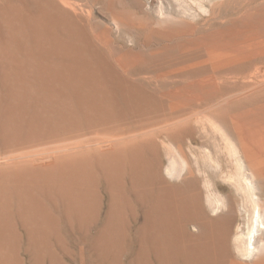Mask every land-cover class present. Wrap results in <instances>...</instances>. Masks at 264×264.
I'll list each match as a JSON object with an SVG mask.
<instances>
[{
  "label": "rangeland",
  "instance_id": "374dc122",
  "mask_svg": "<svg viewBox=\"0 0 264 264\" xmlns=\"http://www.w3.org/2000/svg\"><path fill=\"white\" fill-rule=\"evenodd\" d=\"M39 11L46 14L47 29H38L39 26L35 29ZM49 30H52L50 37L45 34ZM54 36L82 50L84 62L92 67L97 80L108 85V92L100 94L98 91L100 95L94 92L92 96H96L92 97L86 91L84 95L92 99L94 106L104 104L106 112L82 110L76 102L75 96L79 95L70 87L60 86L56 78H51L52 90L42 86L40 64H46L55 73H63L57 57L42 59L33 55L35 49L52 47ZM12 59L18 60L25 72L23 134L32 122L40 134L25 139L21 151L65 150L101 140L118 130L159 132L170 119L172 122L175 117H185L197 108L239 91L247 93L251 86L262 83L264 0H0V78L6 74L11 80L14 76L8 66ZM125 87L134 89L139 95L138 103L145 97L148 102H141L143 109L139 104V111L137 105L125 98ZM247 94L238 101L229 102L228 113L241 121L246 141L257 140L264 145V87ZM108 120L110 125H105ZM173 123L167 128L169 135L162 133L158 140L169 143V137L175 139L179 134L181 140L175 141L186 155L191 154L188 158L192 166L197 165L193 172L201 180L210 175L220 193L231 190L230 183L219 177L220 172L206 162V155L211 154L212 161L220 163L223 174L234 173L235 164L229 159L220 134L224 126L219 122L211 124L203 118ZM176 148L170 152H175L173 155L161 153L163 165L171 157L178 160L180 149ZM255 160L259 164H252L251 168L258 173L257 167L264 164V155ZM99 181L100 190L103 181ZM92 197L87 196L84 210L89 209ZM15 200L11 202L10 220L21 239L14 241L12 234H8L5 241L0 242L3 264H17V259H22L23 264H101L98 256L103 248L106 256H111L106 264H137L133 258L138 256L140 242L134 236L135 224L127 213L121 215V222L112 228L110 240L103 246L95 239L102 216L84 223V229L79 230L74 223L71 230L62 215L64 202L60 199L56 203L48 201L47 210L59 218L61 237L33 242L28 247V233L15 212L19 208ZM106 203H103L102 213L107 208ZM5 209V203H1L0 214ZM125 209L128 212L127 206ZM122 225L124 232L120 230ZM70 231L77 234L78 240L69 236ZM152 242L149 237L146 246L143 245L146 249L140 256H146V260L143 259L142 264H159ZM258 259L252 264H264V251ZM175 264L184 262L179 260Z\"/></svg>",
  "mask_w": 264,
  "mask_h": 264
},
{
  "label": "bare ground",
  "instance_id": "6f19581e",
  "mask_svg": "<svg viewBox=\"0 0 264 264\" xmlns=\"http://www.w3.org/2000/svg\"><path fill=\"white\" fill-rule=\"evenodd\" d=\"M38 14L35 29L36 26L41 30L47 29L46 14L40 11ZM50 31L52 30L45 32L49 37L52 35ZM63 40L54 36L52 47L35 49L33 52V55L42 59L57 57L61 62L63 73H55L46 64H40L42 86L52 90L51 78H56L60 86L70 87L79 95L75 97L82 110L85 108L98 113L106 112L104 104L94 106L92 99L84 95L87 92L91 96L94 92H108V85L97 80L92 67L84 62L83 51L65 44ZM15 60L12 59L8 65L14 75L12 79L6 74L0 78V204L5 203L6 207L3 214H0V242L5 241L8 234H12L14 241L21 239V235L14 231L15 224L10 220L13 212L11 202L14 198L19 205L15 212L21 226L28 233V247L33 242L41 243L49 238L61 237L58 230L59 218L46 208L48 201L56 203L60 199L64 202L62 215L70 229L74 223L79 230L84 229V223L96 221L102 216V225L95 239L96 243L103 246L110 240L112 228L121 222V215H130L135 224L134 236L140 242L138 256L133 258L137 264H142V260L146 258L140 255L146 249L145 242L149 237L153 239L151 246L158 255L156 258L159 264H175L179 260L184 264H252L258 259L264 251V164L256 166L259 168L258 173L251 165L256 164V157L264 155V145L257 140L246 141L243 125L232 114L229 115L228 105L232 100L238 101L247 96L248 92L253 93L263 88L264 80L251 86L247 93L239 91L206 107L197 108L191 114H185V117H175L172 122L170 119L159 132L141 129L118 130L115 133L116 127L112 131L115 134L65 150L21 151V144L25 139L39 137L40 134L33 122L23 134L22 119L26 106L22 83L25 72L18 60ZM126 87L123 91L125 98L134 106L138 107L140 104L141 107L145 97L138 103L139 95L134 93V89ZM94 96L96 94L92 97ZM199 118L206 119L211 124L219 122L224 126L220 134L225 142L227 155L235 164L234 173L223 174L220 163L212 161L211 154L206 155V162L209 161L207 164L220 172L219 177L230 183L231 190L226 193L217 191L210 175L201 180L193 172V167L197 165L192 166L193 163L188 158L191 154L186 155L183 148L181 150V145L175 141L179 134L174 139L173 133H170L173 138L169 137V143L158 140L162 133L169 135L166 131L174 124L173 121L190 122ZM107 124L110 125L109 120L105 125ZM174 146L180 149L178 160L171 157L163 165L161 153L169 154L175 150ZM196 169L199 170L198 167ZM99 180L103 181L100 190ZM87 194L93 196V201L86 211L83 203L86 202ZM105 202L107 208L102 213ZM236 213H239L238 216ZM124 229L122 225L120 230ZM123 232L119 231V234L123 236ZM69 236L78 240L74 231H70ZM99 254L101 264H106L111 257L106 256L104 248ZM16 261L17 264H23L22 259ZM63 263L65 262L60 264ZM0 264H3L2 261Z\"/></svg>",
  "mask_w": 264,
  "mask_h": 264
}]
</instances>
